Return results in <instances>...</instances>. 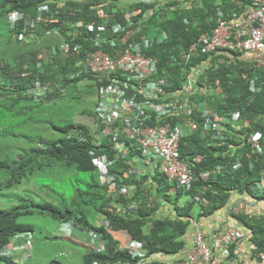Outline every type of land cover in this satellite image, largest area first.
Masks as SVG:
<instances>
[{"label":"trees","instance_id":"16d2710c","mask_svg":"<svg viewBox=\"0 0 264 264\" xmlns=\"http://www.w3.org/2000/svg\"><path fill=\"white\" fill-rule=\"evenodd\" d=\"M192 1L195 6L190 10L178 0H154L149 4L136 1L130 5L127 2L124 5L123 0H65L62 6L58 0L0 1V21L6 25V35L0 34L4 45L0 52V196L6 195V190L20 185L35 173L47 169L67 170L73 167L87 174L86 180L75 181L76 187L70 192L69 199H58L59 206L48 201L37 203L23 199L12 208L0 210V264H16L12 258L1 255V250L15 235L32 232L33 225L18 223L19 217L29 214L43 213L56 222L71 221L86 235L98 234L105 244L104 249L87 252L79 264L107 261L156 264L152 260L145 263L131 260L128 252L118 250V241L111 231H127L132 238L141 241L147 249L148 258L161 253L175 255L185 245L184 238L191 222L198 216L213 214L224 207L233 194L244 196L246 200H264V191L258 193L255 187L256 182L264 179V152L261 155L251 153L247 142L253 133H259L264 140V125L256 119L264 115V66L256 67L255 56L248 52L217 50L202 53L198 48L188 63L190 66L206 61L211 63L196 76L197 94L194 98L202 103V110L207 108L229 119V115L239 114L236 121L239 129L236 131L228 127L227 139L221 145L214 140L207 147L211 133L201 127L188 133L180 142V154L184 160L191 161L197 154L202 155L198 163L191 165L195 181L189 192L168 185L159 172L153 174L149 171L140 178L117 179L119 184L134 183L135 190L130 196L117 198L108 195L106 187L99 181L91 155L93 151L107 153L108 138H101L100 145L96 147L93 143L97 137L88 126L73 123L58 110V102L65 91L73 99L82 94L79 84L83 76L78 75L76 63L85 56V51L96 48L93 46V33L98 25L105 24L110 31L111 25L123 21L127 9L150 12L147 27L137 35L156 36L161 30L167 34L163 45H154L145 54L158 60L155 77L178 87L187 70L180 57L199 35L214 29L219 17L230 21L234 13L244 16L257 7L254 0ZM44 4L48 11L42 16L55 18L57 22L36 24L33 37L31 32L22 31V20L14 23L12 28L9 19L11 11L18 10L25 19L36 20L38 8ZM99 7L104 10L106 18L97 14ZM218 12H222V16H218ZM76 20L94 23V30H85L84 33L76 29ZM75 32H81V35L73 36ZM19 33L25 35L23 40L17 38ZM64 43L72 47L80 44L81 49H72L69 53L52 49ZM106 48L101 50L111 51ZM245 55L254 58L247 60ZM252 79L257 85L254 92L249 89ZM40 87L43 88L41 92L38 90ZM92 88L88 85L85 92ZM201 88L206 89L205 93L199 92ZM87 112L93 114L85 109L81 111L82 114ZM244 120L250 122L246 127L243 126ZM96 131L99 132V129ZM248 154L250 157H247ZM237 163L241 166L233 171L232 167ZM127 167L125 160H120L110 167V173L120 174ZM217 167L221 170L217 171ZM201 172H208V176L201 177ZM81 182L84 183L83 189L78 188ZM153 184L156 188L154 193L150 190ZM173 188L175 190L171 191ZM194 195L203 199L204 204L187 200V196ZM160 198L164 199L163 203L158 201ZM182 198L184 200L180 202ZM117 203L121 206L135 203L136 213L126 211L120 214ZM162 204L163 211L156 215ZM195 208L198 209L196 216L193 213ZM230 216L246 228L244 240L252 245L251 258L255 260L257 254L264 251V213L249 216V212L245 211L230 213ZM106 221L107 228L103 225ZM233 253L232 248L231 257H220L219 264L235 260Z\"/></svg>","mask_w":264,"mask_h":264},{"label":"built area","instance_id":"2783aa9c","mask_svg":"<svg viewBox=\"0 0 264 264\" xmlns=\"http://www.w3.org/2000/svg\"><path fill=\"white\" fill-rule=\"evenodd\" d=\"M141 1L149 4L154 0ZM179 1L184 2V6L187 9L192 8L194 5L189 1ZM254 2L257 7L244 16H238L234 13L232 21L228 22L219 17L217 19L218 24L214 29L199 35L196 41L180 57L188 71L185 70V79L181 89L172 91L166 80L152 78L156 72V59L146 57L143 53V49L150 46L152 41L144 38L134 40L149 13L136 11L126 14L124 22L114 24L110 31L104 26L98 27L95 45L99 48L90 53V58L86 60V66L93 73L103 74L105 77H108L114 71L122 72L121 76H125V80H121L118 77L111 78L113 86L117 88V92L112 97L117 98L115 104L121 110L115 111V115L113 113L112 115L106 114L108 110L99 113L100 118L103 119L107 126L104 131L107 132L108 126H111L116 120L123 121L127 128V137L138 140L144 167L159 169L169 181L175 182L177 187L184 190L191 188L194 177L188 163L181 160L178 151L179 141L183 135L182 129L177 126L174 127L170 121L173 119L172 117H177L180 113L187 116L194 113L197 107V104L192 99L195 93V77L202 69L210 66L209 61L202 62L196 66H190L188 63L192 59L193 53L199 48L202 53H210L217 50L254 53L256 67H263L264 0H254ZM160 4L162 3L160 2ZM43 9L46 10L47 7L44 6L41 10ZM217 15L222 16V12H218ZM21 18L20 13H12L9 17L11 26ZM76 26L80 27L81 23H77ZM92 29V25H89L88 30ZM106 32L108 33L106 34ZM163 37L164 35H162ZM19 38L22 39L23 35L20 34ZM114 39H118L121 45H127L125 48L119 49L121 53L119 58L111 57L108 53L101 50L102 42ZM243 76L246 78V75L243 74ZM249 89L252 92L257 90L255 80L249 81ZM201 116L206 120L204 127L213 131V137L223 140L222 123L225 119L217 114L211 115L206 110L203 111ZM238 117L239 114L234 113L231 119L232 121L237 120ZM167 118L170 119L166 120ZM259 119L264 124V115L259 116ZM186 124L190 130L197 128V123L193 118H188ZM261 141V135L258 133L249 139L251 153L263 154L264 141L263 143ZM247 157H250V155L248 154ZM196 160H199V157ZM96 163L101 169V183L108 186L110 193L117 192L116 185L111 182V178H108L106 174V166L111 164V162H107L105 157H101L96 160ZM238 166H235V168ZM256 186L258 190H263L264 180L261 179L256 183ZM126 191L125 188L120 189L122 193ZM194 200H198V197L195 196ZM72 225L80 230L78 226ZM72 225L70 223L64 224V232L69 233ZM103 225L107 228L108 222H104ZM119 234L125 238L126 244L124 247L130 252L132 258L144 257L145 250L141 242L132 239L126 231L119 232ZM88 236L94 245V249L98 252L102 251L103 244L99 239V235L89 233ZM242 238L243 233L230 223H226L222 231L212 234L210 244L204 240L202 233L197 231L193 237L194 249L175 264H218V256L229 258L231 256V246ZM24 247L29 251L32 249L31 236L29 234L25 238ZM92 264H130V262L107 261L94 262ZM225 264L237 263L227 260ZM256 264H264V252L258 254Z\"/></svg>","mask_w":264,"mask_h":264},{"label":"clouds","instance_id":"9594fccd","mask_svg":"<svg viewBox=\"0 0 264 264\" xmlns=\"http://www.w3.org/2000/svg\"><path fill=\"white\" fill-rule=\"evenodd\" d=\"M59 1V5L60 6H62V4H63V2L65 1V0H58ZM137 1V3L139 2V1H141V0H123V4H124V2H127L128 3V5H130L132 2H136ZM179 1V0H178ZM185 1H189V2H191V3H193L194 5H193V7L195 6V3L192 1V0H185ZM159 2V1H158ZM180 2V1H179ZM160 3V2H159ZM182 5H183V7L185 8V6H184V2H180ZM57 4V7L59 6ZM125 5V4H124ZM160 5H162V4H160ZM44 6H46L47 7V5L46 4H44V5H40L39 6V8H38V16L36 17V20H31V19H25L24 18V16H23V13L22 12H20V11H18V10H13V11H11V14L12 13H14V12H17V13H20L21 14V16H22V18L18 21V22H20L21 20L23 21V25H24V29L22 30V31H29V32H31V34H30V36L31 37H33V35H34V29H35V25L36 24H38V23H41V22H48V24L49 23H51V22H57V20L54 18H50V19H47V18H45V17H43L42 16V13H45V12H47L48 11V7H47V9L45 10V9H43V10H41V8L42 7H44ZM128 6H126L125 8H127ZM156 7V6H155ZM192 7V8H193ZM192 8H190V9H192ZM185 9H187V8H185ZM190 9H188V10H190ZM136 11H140V10H137V9H127L126 11H125V13H124V19H123V21H121V22H115V24H117V23H123L124 22V20H125V16H126V14H129V13H131V12H136ZM146 13H149L150 14V12H146ZM10 14V15H11ZM97 14L98 15H100V17H103V18H106L107 17V15L104 13V10L101 8V7H99L98 9H97ZM148 14V15H149ZM148 15H147V17H146V19H145V21H144V23H143V25L141 26V28H140V31L143 29V28H145V27H147V19H148ZM136 16H138V14H136ZM232 19H233V17H232ZM232 19L230 20V21H232ZM184 22H186L187 23V21L186 20H184ZM226 22H228V21H226ZM17 23V22H16ZM77 23H81V26L80 27H77L76 26V24ZM11 25V24H10ZM89 25H92V30H88V26ZM99 26H104L106 29H107V27L105 26V24H99L98 25V27ZM114 26V24L113 25H111L109 28L111 29L112 27ZM74 27L76 28V29H79V30H83V32L85 33L86 31H88V32H90V31H93L94 30V23H91V22H88V21H84V20H76V22L74 23ZM98 27H97V30L95 31V33H93L94 35H95V37H94V47H96V48H94L93 50H89V51H85V56L80 60V61H78L77 63H76V66H77V69H78V75H81V76H83V79H82V81H81V83L79 84V89H82L81 91H82V94H80V95H84V96H90L91 98H92V104H91V106L90 107H88L87 109H86V111H91V112H93V114L92 113H88L89 115H92L93 116V121H95V125H94V130L92 131V133H95V135H96V139H95V141H94V145L96 146V147H98L99 145H100V140H101V138H108V140H109V144L107 145V147L105 148V150L107 151V153H103V154H97V153H95V151H93V152H91V155L93 156L92 157V163H93V165L95 166V168H96V170H97V174H98V176H99V181H100V183H101V180H100V176H101V169H100V167L97 165V163H96V160L98 159V158H101V157H105V159H106V161L107 162H111V164H108L107 166H106V174L108 175V178L110 177L111 178V182H113L115 185H116V187H117V192H113V193H110L109 191H108V186L107 185H103L102 183H101V185L102 186H104V187H106V192H107V194L108 195H111V196H114V197H121V196H130L131 195V192H133L134 190H135V185H134V183H121V184H119L118 182H117V179L118 180H123V179H136V178H140L141 176H143L146 172H151V173H155V172H159L160 174H162L164 177H165V179H166V181H167V184L168 185H170V186H173V187H176V188H178L179 189V187H177L176 186V184H175V182H171V181H169L168 180V178L159 170V169H152V168H149V167H144V165L142 164V158H141V149H140V145L138 144V140H134V139H129L128 137H127V135H126V125L123 123V121H121V120H116L111 126H108V131L107 132H105L104 130L106 129V124H105V122L103 121V119L102 118H100V116H99V113H101V112H105V110H108V112H106V114H108V115H112V113L115 115V111H120L121 109L120 108H117L116 107V99L117 98H113L112 97V95L113 94H115L116 92H117V88L115 87V86H113V83L111 82V78L112 77H118L119 79H121V80H125V76H121V73L122 72H117V71H114V72H112L111 74H109L108 75V77H105V75H101V74H95V73H93L92 71H90L89 69H88V67L86 66V60L87 59H89L90 58V53H92V52H94L95 50H97L99 47H97L96 45H95V38H96V35H97V33H98ZM12 28H13V26H12ZM86 30V31H85ZM108 30V29H107ZM48 33V32H47ZM108 32H106V34H107ZM20 34H22L23 35V38L22 39H20L19 38V35ZM76 34V35H75ZM75 34L73 35V36H76V37H78V35H81V32H75ZM162 35H164V37L162 38ZM24 37H25V35L23 34V33H19L18 35H17V38L19 39V40H23L24 39ZM147 39V40H149V41H152V43L150 44V46H148V47H146L145 49H143V53H144V55L146 56V57H152V58H154V59H156V72H157V64H158V60H157V58L155 57V56H152V55H147V54H145V51H147V50H149V49H151L154 45H163V43L166 41V39H167V34L164 32V31H159V33H156V36H147V35H137L136 34V38H134V40H141V39ZM161 39V41L159 42V40ZM127 45L125 44V45H121L120 43H119V41H118V39H114V40H109V41H105V42H102L101 43V49H103V48H106V49H108V50H111L112 51V53H111V51L109 52V51H105L106 53H108L111 57H116V58H119L120 57V51H119V49H123V48H125ZM62 47V48H61ZM56 49V50H58V51H62L63 53L65 52V53H69L72 49L73 50H79V48L81 49V45L80 44H77L76 46H74V47H72V45L70 46V45H68V44H66V43H64V44H58V45H56L55 47H53L52 49ZM188 50V49H187ZM197 51V50H196ZM196 51L194 52V53H196ZM227 52V51H226ZM238 52V51H237ZM245 51H243V53H244ZM194 53H193V55H194ZM211 53V52H210ZM245 53H247V52H245ZM248 53H250V52H248ZM250 54H252V53H250ZM193 57V56H192ZM211 64V63H210ZM199 65V64H198ZM194 66V65H193ZM196 66V65H195ZM206 69V68H205ZM205 69H202L201 70V72L200 73H202ZM156 72H155V74L152 76V78H155V79H157V77H155V75H156ZM200 73H198V74H200ZM197 74V75H198ZM243 75V74H242ZM245 75V74H244ZM185 74L183 75V78H182V81H181V84H180V86H178V87H174V86H172V84L170 83V82H168L169 83V88H170V90L172 91V90H176V89H181V87H182V84H183V81H184V79H185ZM244 77V76H243ZM160 79H162V78H160ZM165 80V79H164ZM254 80V79H253ZM195 83H196V77H195ZM195 83H194V88H195ZM88 85H92L93 86V88H92V90H90L89 92H85L86 91V89H87V87H88ZM202 89H203V91H202ZM39 92H41V91H43V88L42 87H40L39 89ZM205 91H206V89H204V88H201V90H199V92L200 93H202V92H204L205 93ZM197 94V90L195 89V93L193 94V96H192V99L194 100V102L197 104V107H196V109L194 110V113H192L190 116H187V115H184V114H181L180 112V114H179V116H177V117H172L173 119L170 121L171 122V124L175 127V126H177V127H180L181 129H182V132H183V135H182V137H181V139H180V141H179V146H178V151H179V154H180V142L182 141V139L188 134V133H191V132H195V131H197L198 129H199V127H201L204 131H206V132H209V133H211V135H210V137H209V141H207V143H206V146L207 147H210V145L211 144H213L214 143V140H218V143H219V145H221L223 142H225L226 141V139H227V134H228V127H230L232 130H238L239 129V125L238 124H236V121L238 120H233L232 121V119H231V116H232V114L231 115H229V117H230V119L228 118V116H224L223 118L225 119V121H223V123H222V128H223V133H224V138H223V140H220V139H215L214 137H213V131L211 130V129H206L205 127H204V122L206 121V120H204V118L201 116L202 115V113H203V111H207V112H209V114H216V113H214L213 111H211V110H209V109H207V108H204L203 110H202V103H200V102H197L196 101V99L194 98V96ZM177 114V115H178ZM219 116V115H218ZM261 116H263V115H261ZM220 117H222V116H220ZM188 118H193L195 121H196V123H197V128L196 129H194V130H190L189 128H188V126H187V124H186V121H187V119ZM239 118V117H238ZM170 118H167L166 120H169ZM256 119H258V121L261 123V121H260V119H259V117H257ZM200 121V122H199ZM246 122H248L247 124H246ZM250 124V122H249V120H244V122H243V126L244 127H246L247 125H249ZM262 124V123H261ZM226 125H228V126H226ZM264 125V124H263ZM96 129H99V132H97L96 131ZM255 134H257V133H253V134H251L250 136H249V138H248V140H247V142L249 143V139L253 136V135H255ZM259 134V133H258ZM261 140H263L262 139V137H261ZM264 141V140H263ZM262 142V141H261ZM111 155V156H110ZM197 157H199V160H196V158ZM180 158H181V160H183V161H185V162H187L188 163V165H189V167H190V170H191V165H193L194 163H198L200 160H201V158H202V155H199V154H197L196 156H194L192 159H191V161H188V160H184L183 158H182V156H181V154H180ZM195 159V160H194ZM120 160H125V163L126 164H128V167H127V169L125 170V171H123L122 173H120V174H117V175H113L112 173H110V167H113V166H115V164H117V162L118 161H120ZM239 165V166H238ZM235 166H238L237 168H235ZM241 166V164L240 163H237V164H235L233 167H232V170L233 171H235V170H237L239 167ZM216 170L217 171H220L221 170V167H217L216 168ZM191 172H192V170H191ZM192 174H193V172H192ZM200 175H201V177H203V178H206L207 176H208V172H201L200 173ZM193 177H194V175H193ZM262 179V178H261ZM260 179V180H261ZM259 180V181H260ZM264 180V179H263ZM194 181H195V179L193 180V183H194ZM258 181V182H259ZM258 182H256V183H258ZM193 183H192V185H193ZM255 187H256V190L258 191V193H262L263 191H264V189L263 190H258V188H257V186H256V184H255ZM122 188H125L127 191L126 192H124V193H122V192H120V189H122ZM182 189V188H181ZM192 189V186H191V188L189 189V190H184V189H182L184 192H189L190 190ZM171 191H173V190H175L174 188L173 189H170ZM172 196H174V194H172ZM198 197V200H194V197ZM187 198V200H190V201H196V202H198V201H201L203 204H204V200L203 199H201L198 195H194V196H187L186 197ZM186 200V199H185ZM160 201H163L164 202V199H160ZM116 206L118 207L117 209L119 210V211H121L120 212V214H123V213H126V211L127 212H130V213H136V210H137V208H136V204L135 203H128V204H126V206H121V205H119L118 203L116 204ZM130 206H132V208H130ZM240 206V208H238ZM242 209V205H237V210H241ZM243 212H244V210H243ZM233 214H238V213H233ZM232 218V217H231ZM235 222H237L234 218H232ZM101 221V220H100ZM67 223H70L71 225L73 224V222H71V221H62V222H58V224H59V231H60V235L63 237V238H70L71 236H73V234H75L76 232H79V233H82V234H84V235H86L85 233H83V232H81L80 230H78V229H76L73 225H72V228L70 229V231H69V233H65L64 232V224H67ZM230 223V222H229ZM238 223V222H237ZM75 225V224H74ZM226 225V224H225ZM225 225H222L221 226V229H218L217 231H215V232H213L212 234H214V233H217V232H220V231H222V229H223V226H225ZM76 226V225H75ZM242 226V225H241ZM243 227V226H242ZM241 227V228H242ZM234 228H237L239 231H241L242 233H243V238L240 240V241H242V240H244V237L247 235V230H246V228H240V227H238V226H234ZM197 231H200L201 233H202V231L201 230H199V229H197L195 232H194V235H195V233L197 232ZM119 232H122V231H111V234H112V236H113V238L116 240V241H118V250H120V251H126V252H128L126 249H125V244H126V240H125V238H123L122 236H121V234H119ZM127 232V231H126ZM32 232H26V233H21V234H18V235H15L12 239H11V241L9 242V243H12V241L13 240H18V241H22V243L20 244V252H22V251H24L25 253L24 254H22L21 253V256L20 257H18L17 255H14V251L12 250V249H7V245L9 244H7L2 250H1V255H3V256H6V257H10V258H12L13 259V261L16 263V264H22L23 263V257L26 255V257H30V255H31V253H32V251H34V248H33V246H34V244H33V236H32V234H31ZM27 234H29L30 236H31V243H32V249L29 251V250H27V249H25V247H24V244H25V238L27 237ZM212 234L210 235V237H209V240H207L206 239V237L203 235V233H202V235H203V237H204V240L208 243V244H210V238H211V236H212ZM194 235H193V237H194ZM89 239H90V237L88 236V234L86 235ZM129 236H130V234H129ZM131 237V236H130ZM193 237H192V243H193ZM132 238V237H131ZM99 239H100V236H99ZM132 239H135V238H132ZM135 240H137V239H135ZM91 241V240H90ZM100 241L102 242V244H103V249H104V246H105V244H104V242L100 239ZM137 241H139V240H137ZM240 241H238L236 244H238ZM139 242H141V241H139ZM142 243V242H141ZM93 244V243H92ZM236 244H234V245H236ZM234 245H232L231 246V248H230V252H231V250H232V248L234 247ZM251 245V244H250ZM142 246H143V249L145 250V254H144V257H135V258H132L131 257V254H130V252H128V254L130 255V257H131V260H134V261H138V262H142V263H145V262H147V261H151V257L152 256H154V255H150V257L148 258V254H147V249L145 248V246L143 245V243H142ZM251 247H252V245H251ZM193 249H194V245H193ZM192 249V250H193ZM90 251H93V252H98V251H96L95 249H94V245H93V247H92V249L91 250H89V251H87V252H90ZM86 252V251H85ZM86 252V253H87ZM100 252V251H99ZM264 252V251H263ZM86 253H84V254H86ZM83 254V255H84ZM234 254V253H233ZM259 254V253H258ZM258 254H257V257H256V259H255V263L257 262V260H258ZM58 257H62V258H66L67 257V254L65 253V252H60V253H58ZM220 257H223V256H218V264H219V258ZM231 257V256H230ZM68 258V257H67ZM141 258V259H140ZM182 260V259H181ZM180 260V261H181ZM232 261H234V260H232ZM62 263V262H60V260L59 259H57V260H54V261H51L49 264H56V263ZM125 262H130V261H125ZM179 262V261H178ZM178 262H176V263H178ZM226 262V261H225ZM235 262V261H234ZM94 263V262H93ZM235 263H237V262H235ZM65 264V263H64ZM92 264V263H91ZM130 264H132L131 262H130ZM225 264V263H224ZM238 264V263H237Z\"/></svg>","mask_w":264,"mask_h":264},{"label":"rangeland","instance_id":"374dc122","mask_svg":"<svg viewBox=\"0 0 264 264\" xmlns=\"http://www.w3.org/2000/svg\"><path fill=\"white\" fill-rule=\"evenodd\" d=\"M1 1V0H0ZM0 34L6 35V25L0 21ZM4 48L2 37L0 38V52ZM7 49V48H6ZM9 55V51L5 52ZM92 104L90 96L79 95L78 99H73L68 91L64 92L63 98L58 102V110L66 114L69 119L76 124H83L94 130L93 116L88 113L82 114ZM87 174L78 172L71 167L64 169H47L35 173L32 177L25 179L20 185L6 190V195L0 196V210L12 208L22 202L23 199L40 203L51 202L59 206V198L69 199L70 192L76 187V180H86ZM84 188L81 182L80 187ZM184 198L180 200L183 202ZM198 209H194L196 216ZM18 223L33 225V248L30 257L26 255L22 258V264H49L51 261L59 259L65 264H79L83 260L85 250L79 248L71 241L64 239L60 235L59 224L47 215L34 213L19 217ZM73 237V236H72ZM65 252L66 258L58 257V253ZM22 254L25 252L22 251Z\"/></svg>","mask_w":264,"mask_h":264},{"label":"crops","instance_id":"0c3cea01","mask_svg":"<svg viewBox=\"0 0 264 264\" xmlns=\"http://www.w3.org/2000/svg\"><path fill=\"white\" fill-rule=\"evenodd\" d=\"M254 55V53H252ZM248 59L247 60H253V56L245 55ZM150 190L154 193L156 191L155 185L153 184L150 188ZM149 198L151 199V195H149ZM162 199V198H160ZM246 200L244 196H240L237 194H233L231 199L227 202V204L216 210L213 214L207 215V216H201L194 219L191 224L189 225L187 229V233L185 235L184 241L185 245L181 249V251L178 254L175 255H166V254H156L151 257L152 262H156V264L164 263V264H175L176 262L180 261L184 258V256L193 249V243H192V237L194 235V232L199 229L202 231L203 235L206 237L207 240H209L210 235L217 231L218 229H221L222 225H225L226 223H229L232 226H238L242 227L240 224L235 222L231 216L230 213H242L249 212V216L251 215H262L264 213V200H254L249 199ZM160 203H163V201L158 200ZM237 205H242V209L239 211L237 210ZM163 204L158 208L156 215L159 211H163ZM197 209V208H196ZM198 215V212H197ZM243 228V227H242ZM241 228V229H242ZM69 241H71L73 244L78 246L79 248L85 250L86 252L91 250L93 247L92 242L90 239L79 232H76L73 234V237L70 238H64ZM22 241L13 240L12 243H9L7 245V249H12L14 251V255L21 256L20 252V244ZM251 245L247 240H242L238 244L234 245L233 251L235 255V262L238 264H256L255 260L251 258ZM85 252V253H86Z\"/></svg>","mask_w":264,"mask_h":264}]
</instances>
